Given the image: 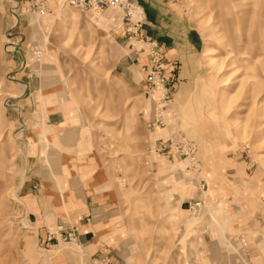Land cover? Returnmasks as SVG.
Masks as SVG:
<instances>
[{"label":"rangeland","instance_id":"rangeland-1","mask_svg":"<svg viewBox=\"0 0 264 264\" xmlns=\"http://www.w3.org/2000/svg\"><path fill=\"white\" fill-rule=\"evenodd\" d=\"M147 1L0 0V264H264V0Z\"/></svg>","mask_w":264,"mask_h":264},{"label":"built area","instance_id":"built-area-1","mask_svg":"<svg viewBox=\"0 0 264 264\" xmlns=\"http://www.w3.org/2000/svg\"><path fill=\"white\" fill-rule=\"evenodd\" d=\"M38 2L40 0H35V3ZM62 4L79 10L90 9L96 14L107 9L119 10L127 27L124 31L128 40L140 45L149 42L142 36V28L145 25L144 13L133 0H62Z\"/></svg>","mask_w":264,"mask_h":264},{"label":"crops","instance_id":"crops-1","mask_svg":"<svg viewBox=\"0 0 264 264\" xmlns=\"http://www.w3.org/2000/svg\"><path fill=\"white\" fill-rule=\"evenodd\" d=\"M135 1L144 13V18L146 23L143 27V30L150 39L155 38L159 41L163 40L164 43L171 42L172 44L171 50H174L175 52L179 51L178 50L179 47L183 48L188 44L190 46L196 45V42L192 39V37H189L188 33H185L186 31L184 32V29L182 28L181 24H176L174 19L172 21L169 18L166 19V17H164V15L161 13L159 14L158 11L155 12L153 11L152 13L150 9L152 10L153 6H151L148 3L146 4V2H148L147 0H135ZM173 29L174 32H172ZM178 54L180 53H175L174 55H178ZM52 119L53 117L51 114L47 115L48 122ZM85 233L81 234V239L83 241H85L86 238L88 237L87 235L88 231H85ZM88 251L91 252L92 248H90Z\"/></svg>","mask_w":264,"mask_h":264}]
</instances>
